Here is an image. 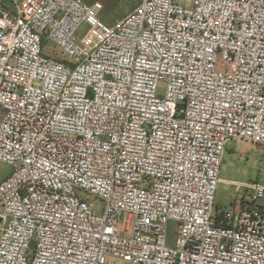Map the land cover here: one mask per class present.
<instances>
[{
    "label": "built area",
    "instance_id": "1",
    "mask_svg": "<svg viewBox=\"0 0 264 264\" xmlns=\"http://www.w3.org/2000/svg\"><path fill=\"white\" fill-rule=\"evenodd\" d=\"M8 1L0 264H264V185L215 204L228 144L264 147V0H142L112 26L97 1Z\"/></svg>",
    "mask_w": 264,
    "mask_h": 264
},
{
    "label": "rangeland",
    "instance_id": "2",
    "mask_svg": "<svg viewBox=\"0 0 264 264\" xmlns=\"http://www.w3.org/2000/svg\"><path fill=\"white\" fill-rule=\"evenodd\" d=\"M86 3L99 2L102 6L100 19L109 26L117 23L123 16L130 12L142 0H82ZM8 0H0L1 6H8ZM86 30L83 25L78 34L81 36ZM43 52L48 56L64 59V56L46 40L42 43ZM10 167L0 162V181L10 173ZM220 179L216 194L215 204L218 207H228L236 198L244 193L242 184L264 185V147L252 145L242 141H231L227 146L224 161L220 170ZM264 206V200L260 201ZM177 225L169 223L167 244L173 245Z\"/></svg>",
    "mask_w": 264,
    "mask_h": 264
},
{
    "label": "trees",
    "instance_id": "3",
    "mask_svg": "<svg viewBox=\"0 0 264 264\" xmlns=\"http://www.w3.org/2000/svg\"><path fill=\"white\" fill-rule=\"evenodd\" d=\"M134 8V7H133Z\"/></svg>",
    "mask_w": 264,
    "mask_h": 264
}]
</instances>
